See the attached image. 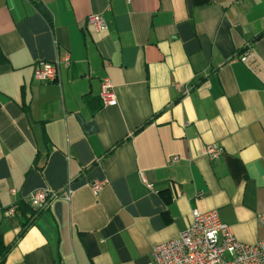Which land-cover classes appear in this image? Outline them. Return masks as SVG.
Listing matches in <instances>:
<instances>
[{
    "label": "crops",
    "instance_id": "0c3cea01",
    "mask_svg": "<svg viewBox=\"0 0 264 264\" xmlns=\"http://www.w3.org/2000/svg\"><path fill=\"white\" fill-rule=\"evenodd\" d=\"M67 54L59 83L34 80L37 62ZM0 55L5 264H147L194 208L264 240V0H0ZM94 180L107 181L97 196ZM67 182L70 199L18 236V205Z\"/></svg>",
    "mask_w": 264,
    "mask_h": 264
},
{
    "label": "built area",
    "instance_id": "2783aa9c",
    "mask_svg": "<svg viewBox=\"0 0 264 264\" xmlns=\"http://www.w3.org/2000/svg\"><path fill=\"white\" fill-rule=\"evenodd\" d=\"M131 0H126L130 2ZM242 0H234L240 2ZM86 25L95 32L102 33L106 28V21L101 14L92 13L86 18ZM248 52L239 55V60L247 61ZM70 58L67 55L56 56L51 62H37L33 70L34 80L42 83H59L61 67L67 68ZM100 97L104 105L116 104V96L109 78L100 82ZM223 149L215 143L204 144L201 154L210 160H216ZM172 160L176 161L177 157ZM144 181V178H143ZM106 180H94L90 183V190L97 196ZM151 188V184L146 185ZM10 192L15 194V190ZM73 193L70 182L57 190L38 188L29 194L27 202L34 210H45L49 203L56 198L69 200ZM16 206L10 207L8 214L14 212ZM189 225L180 233L179 237L154 246L150 252L147 264H264V240L246 244L239 242L231 229L221 221L216 209L200 211L191 210ZM260 225H264V214L258 216Z\"/></svg>",
    "mask_w": 264,
    "mask_h": 264
},
{
    "label": "trees",
    "instance_id": "16d2710c",
    "mask_svg": "<svg viewBox=\"0 0 264 264\" xmlns=\"http://www.w3.org/2000/svg\"><path fill=\"white\" fill-rule=\"evenodd\" d=\"M0 60H1V55H0ZM21 212L22 214L27 213L28 215H26V220L22 223L21 225V229L20 232L18 234V236H20L24 230L26 229V227L32 222V220L38 216L39 213H41L43 210H34L29 206L28 202H21V204L18 205V207L16 208L15 212ZM14 242H11L9 244H6L3 239L2 236L0 235V264H5V258L6 255L8 254V252L10 251V249L12 248Z\"/></svg>",
    "mask_w": 264,
    "mask_h": 264
}]
</instances>
